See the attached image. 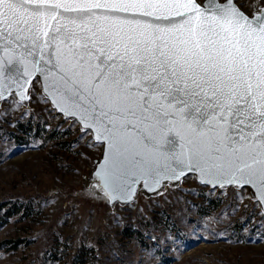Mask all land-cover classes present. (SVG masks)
Listing matches in <instances>:
<instances>
[{
  "label": "snow or ice",
  "instance_id": "obj_1",
  "mask_svg": "<svg viewBox=\"0 0 264 264\" xmlns=\"http://www.w3.org/2000/svg\"><path fill=\"white\" fill-rule=\"evenodd\" d=\"M35 103L96 146L74 195L117 222L189 176L235 196L229 215L246 187L264 208V0H0V120ZM170 233L151 235L153 254Z\"/></svg>",
  "mask_w": 264,
  "mask_h": 264
},
{
  "label": "rangeland",
  "instance_id": "obj_2",
  "mask_svg": "<svg viewBox=\"0 0 264 264\" xmlns=\"http://www.w3.org/2000/svg\"><path fill=\"white\" fill-rule=\"evenodd\" d=\"M43 107L33 104L34 117L16 125L0 120V133L13 134L15 146L0 155V205L22 207L7 221L0 211V264H264V210L248 187L229 215L235 196L209 192L189 176L175 188L169 183L141 195L118 222L105 204L75 196L97 159L96 146H85L78 125ZM173 221L182 232L179 246L153 254L151 235L170 229L175 237Z\"/></svg>",
  "mask_w": 264,
  "mask_h": 264
},
{
  "label": "trees",
  "instance_id": "obj_3",
  "mask_svg": "<svg viewBox=\"0 0 264 264\" xmlns=\"http://www.w3.org/2000/svg\"><path fill=\"white\" fill-rule=\"evenodd\" d=\"M212 202V201H211ZM6 204L5 203H2L1 205H0V211L3 209V211L1 212V214H2V217L4 218V220H8L11 216H14V215H16V214H18V213H20L21 211H22V207H20L19 205L17 206V205H13V206H11V207H8V208H3L4 206H5ZM128 235H132L131 233H128V232H126ZM135 233H136V235H138V237H140L139 236V231L137 230V231H135ZM91 249V248H90Z\"/></svg>",
  "mask_w": 264,
  "mask_h": 264
},
{
  "label": "water",
  "instance_id": "obj_4",
  "mask_svg": "<svg viewBox=\"0 0 264 264\" xmlns=\"http://www.w3.org/2000/svg\"><path fill=\"white\" fill-rule=\"evenodd\" d=\"M251 189V188H250ZM251 191H253V189H251ZM148 194H152L153 192H147ZM255 198V197H254ZM264 210V208H262Z\"/></svg>",
  "mask_w": 264,
  "mask_h": 264
}]
</instances>
